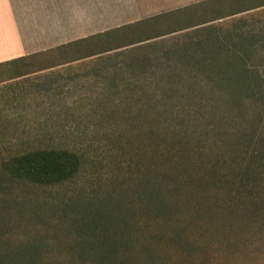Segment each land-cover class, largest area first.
<instances>
[{
    "label": "rangeland",
    "instance_id": "obj_1",
    "mask_svg": "<svg viewBox=\"0 0 264 264\" xmlns=\"http://www.w3.org/2000/svg\"><path fill=\"white\" fill-rule=\"evenodd\" d=\"M93 50L100 80L83 101H0L1 264H264V176L224 185L210 171L235 121L255 118L264 148V121L206 88L228 68L264 76V0H201Z\"/></svg>",
    "mask_w": 264,
    "mask_h": 264
},
{
    "label": "crops",
    "instance_id": "obj_2",
    "mask_svg": "<svg viewBox=\"0 0 264 264\" xmlns=\"http://www.w3.org/2000/svg\"><path fill=\"white\" fill-rule=\"evenodd\" d=\"M198 1L0 0V101L11 103L2 108L14 111L16 101L23 108L29 102L83 101L100 80L93 45L101 34ZM45 59L50 61L40 66ZM42 76L57 78L60 88L42 89Z\"/></svg>",
    "mask_w": 264,
    "mask_h": 264
},
{
    "label": "trees",
    "instance_id": "obj_3",
    "mask_svg": "<svg viewBox=\"0 0 264 264\" xmlns=\"http://www.w3.org/2000/svg\"><path fill=\"white\" fill-rule=\"evenodd\" d=\"M234 54V50H228L226 55L229 63L233 61ZM211 56L212 60L217 61L225 58V56L218 53V49H215ZM225 72L229 74L228 77L238 79L236 81L239 85V94L245 93L247 102L240 103L237 97L232 94L233 91L231 89H233L234 83H231L233 80H223V77H227ZM212 74L214 77H212L211 83L206 88L217 93L222 98L223 106H225L224 108L227 112L236 111L235 102H238L239 112L236 111V115L244 117L246 113H251L254 117L263 118L262 121H264V76L258 69L244 65L240 70L228 68L225 71L221 70V72ZM216 77L217 80L214 79ZM233 90L235 91V89ZM254 119L250 118L249 121H243L247 125L242 120L238 123L235 121L236 125L232 129L233 133L229 137L227 136L229 141H223L220 145H216L222 149L219 151L220 154L214 153L212 151L213 147L210 149V154L214 156L210 171L221 173L217 181L224 185L231 182L238 183L239 180L241 183L242 179H247L248 177H251L252 180L264 176V148L260 144L262 137L259 136L257 143L254 144L255 142L250 135ZM253 137H255L254 134ZM202 138L204 139L203 142H208L207 138H211V132L206 131V136ZM224 143L228 145L226 149L222 147ZM198 164L206 169L202 162Z\"/></svg>",
    "mask_w": 264,
    "mask_h": 264
}]
</instances>
